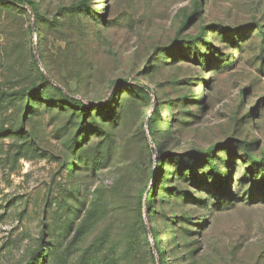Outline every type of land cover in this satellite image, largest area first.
<instances>
[{"label": "rangeland", "instance_id": "374dc122", "mask_svg": "<svg viewBox=\"0 0 264 264\" xmlns=\"http://www.w3.org/2000/svg\"><path fill=\"white\" fill-rule=\"evenodd\" d=\"M28 1L0 0V264H264V0Z\"/></svg>", "mask_w": 264, "mask_h": 264}, {"label": "trees", "instance_id": "16d2710c", "mask_svg": "<svg viewBox=\"0 0 264 264\" xmlns=\"http://www.w3.org/2000/svg\"><path fill=\"white\" fill-rule=\"evenodd\" d=\"M11 4H18V5H21V4H25V5H28L30 7V10L32 11L33 13V16H34V19H35V14H34V9H33V6L30 4V2L28 0H12V3ZM80 108H86L83 104H80V103H76ZM151 133V132H150ZM148 198V196L146 195V199ZM150 234L152 236V238L155 240V237H156V232L154 230H150ZM157 254H159V252H157Z\"/></svg>", "mask_w": 264, "mask_h": 264}, {"label": "water", "instance_id": "95a60500", "mask_svg": "<svg viewBox=\"0 0 264 264\" xmlns=\"http://www.w3.org/2000/svg\"><path fill=\"white\" fill-rule=\"evenodd\" d=\"M28 11L30 14H32V11L30 9ZM33 29H34V26H33V24H31V30L33 31Z\"/></svg>", "mask_w": 264, "mask_h": 264}]
</instances>
